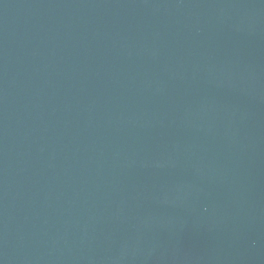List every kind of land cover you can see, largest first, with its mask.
<instances>
[{
	"label": "water",
	"instance_id": "water-1",
	"mask_svg": "<svg viewBox=\"0 0 264 264\" xmlns=\"http://www.w3.org/2000/svg\"><path fill=\"white\" fill-rule=\"evenodd\" d=\"M0 264H264V0H0Z\"/></svg>",
	"mask_w": 264,
	"mask_h": 264
}]
</instances>
